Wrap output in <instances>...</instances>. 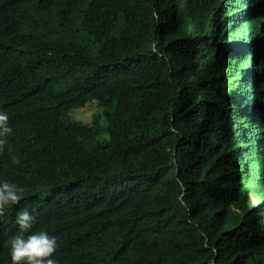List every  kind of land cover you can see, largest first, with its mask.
<instances>
[{
    "label": "trees",
    "instance_id": "16d2710c",
    "mask_svg": "<svg viewBox=\"0 0 264 264\" xmlns=\"http://www.w3.org/2000/svg\"><path fill=\"white\" fill-rule=\"evenodd\" d=\"M0 110V264H264V0H0Z\"/></svg>",
    "mask_w": 264,
    "mask_h": 264
},
{
    "label": "clouds",
    "instance_id": "9594fccd",
    "mask_svg": "<svg viewBox=\"0 0 264 264\" xmlns=\"http://www.w3.org/2000/svg\"><path fill=\"white\" fill-rule=\"evenodd\" d=\"M8 120V114L0 110V153L5 151L7 137L12 132ZM11 161L13 164L19 163L14 155ZM23 194V187L0 179V215L10 206L16 205ZM36 212L35 207H24L16 212L14 223L17 232L7 240L11 264H57L53 256L58 247L57 238L44 230L32 231Z\"/></svg>",
    "mask_w": 264,
    "mask_h": 264
},
{
    "label": "rangeland",
    "instance_id": "374dc122",
    "mask_svg": "<svg viewBox=\"0 0 264 264\" xmlns=\"http://www.w3.org/2000/svg\"><path fill=\"white\" fill-rule=\"evenodd\" d=\"M100 117L101 122H105V119L102 115V108L98 106L95 101L85 104L83 107L75 108L71 111V118L81 121L85 124L91 123L95 116Z\"/></svg>",
    "mask_w": 264,
    "mask_h": 264
}]
</instances>
